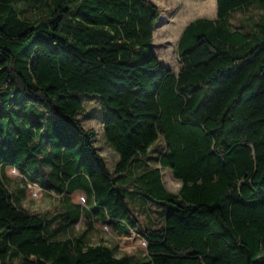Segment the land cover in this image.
<instances>
[{
    "label": "trees",
    "instance_id": "1",
    "mask_svg": "<svg viewBox=\"0 0 264 264\" xmlns=\"http://www.w3.org/2000/svg\"><path fill=\"white\" fill-rule=\"evenodd\" d=\"M45 1L0 0V264H264V19L228 23L264 0H216L215 18L188 23L176 73L154 52L152 1L56 0L34 21L16 9ZM82 94L99 98L113 170L79 117ZM153 153L159 165L148 168ZM164 167L178 192L164 186ZM6 168L60 196L62 211L21 204ZM133 190L165 205L163 224H142ZM84 211L135 233L148 255L116 256L85 233L52 238Z\"/></svg>",
    "mask_w": 264,
    "mask_h": 264
},
{
    "label": "rangeland",
    "instance_id": "2",
    "mask_svg": "<svg viewBox=\"0 0 264 264\" xmlns=\"http://www.w3.org/2000/svg\"><path fill=\"white\" fill-rule=\"evenodd\" d=\"M56 0H46L42 5L34 6L25 2L16 4V9L22 16L31 21L47 15L55 7ZM160 9V17L154 28V52L164 66L171 68L175 73L180 68L178 57V41L184 28L193 20L201 17L215 18L217 13L216 0H150ZM264 19V11L256 5H249L244 10L235 13L229 18V26L232 29H244L255 27V24ZM85 111L79 117L87 129H94L97 133L95 145L104 156L111 170L114 169L119 160L118 152L107 142L102 125V109L99 98L93 94H82L81 96ZM148 168L157 167L158 155L153 153L147 159ZM6 183L19 198V202L31 211L43 214L45 212L57 213L63 209L61 197L54 193L46 192L40 186L23 181L20 173L14 169L5 170ZM123 178V177H122ZM121 178V179H122ZM162 180L164 186L173 192H178L182 181L177 179L169 167L162 168ZM26 188L25 194L21 189ZM131 206L136 211L144 226H159L163 224L166 214L165 205L146 199L133 190L130 193ZM75 204L87 208V197L82 192L71 195ZM84 217L74 225L73 213L67 215L68 219L62 220L51 228L53 239H65L73 235L85 233L87 243H105L109 245L116 256L128 255L135 258H143L148 255L147 243L135 233H117L112 226L99 221L97 216H88L84 211ZM16 258L11 261L15 263Z\"/></svg>",
    "mask_w": 264,
    "mask_h": 264
},
{
    "label": "crops",
    "instance_id": "3",
    "mask_svg": "<svg viewBox=\"0 0 264 264\" xmlns=\"http://www.w3.org/2000/svg\"><path fill=\"white\" fill-rule=\"evenodd\" d=\"M106 225H108V224H106Z\"/></svg>",
    "mask_w": 264,
    "mask_h": 264
}]
</instances>
